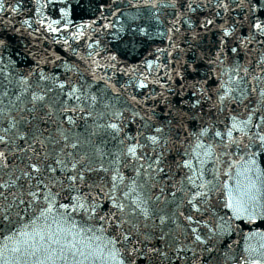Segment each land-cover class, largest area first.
Segmentation results:
<instances>
[{"label": "water", "instance_id": "1", "mask_svg": "<svg viewBox=\"0 0 264 264\" xmlns=\"http://www.w3.org/2000/svg\"><path fill=\"white\" fill-rule=\"evenodd\" d=\"M113 124L53 48L0 0V264H116L113 251L123 264H264V244L239 219ZM76 196L96 212L72 211Z\"/></svg>", "mask_w": 264, "mask_h": 264}, {"label": "snow or ice", "instance_id": "2", "mask_svg": "<svg viewBox=\"0 0 264 264\" xmlns=\"http://www.w3.org/2000/svg\"><path fill=\"white\" fill-rule=\"evenodd\" d=\"M173 6H174V3H173ZM189 7H191V5H189ZM209 23H211V22L209 21ZM255 27H256L257 29L261 30L262 32H264V27H262L261 24L257 23V24H255ZM225 35H228V33L225 32ZM233 51H235V49H234ZM62 87H63V86H62ZM141 87H144V85H141ZM262 94H264V93H262ZM33 99H34V100H35V99H43V97H36V96H33ZM111 127H112L113 129H117V126H116L115 124L111 125ZM157 131H159V129H157ZM218 135H219V133H218ZM150 139L152 140L153 143H156V142H157V138H156V137H151ZM0 143H6V141H5V139H4L3 136H0ZM128 153H129L130 155H132V156H135V155H136V148H135V147H129V148H128ZM3 157H4V153H3V152H0V159H2ZM156 163L159 164V163H160L159 160H157ZM184 166H185V167H190L191 165L188 164V163L186 162ZM73 167H75V166H73ZM36 171H39V169H36ZM160 171H163V169L161 168ZM72 179L75 180L76 177H73ZM80 179L82 180L83 177L81 176ZM120 179H121V181H122L123 178L121 177ZM113 180H114L113 188H115V187L117 186L116 183H115L116 177H114ZM132 191H135V189H132ZM33 195H35V194H33ZM126 195H127V194H126ZM195 198H196V197L194 196L193 199H195ZM45 199L48 200L49 197L46 196ZM72 199H73V201H74V204L71 206L72 211H76L77 209H82V210H84V211L87 212V211H89V209H90L91 212H93V213L96 212V207H95L94 205L89 206V205L87 204V197L84 198V202H81V198H80L79 196L72 197ZM110 199L113 201V207L118 208L119 211L123 212V210H124V205H123L122 203H117V202H116V197H115V196L110 197ZM190 203H191V201H190ZM52 207H53V205L50 204L49 207H48V211H49V212L52 211ZM61 207H63L66 211H67L68 208H69L68 205H61ZM137 207H141V205H140L139 203H137ZM142 211L144 212L145 215H147V209H146V208H142ZM100 219H104V217L101 216ZM189 219H191V218L189 217ZM161 222L163 223V221H161ZM125 239H127V237H125ZM196 240L199 241V240H200V237H199V236H196ZM53 242H54V243H59V240H55V239H54ZM13 251L18 252V251H20V249H19V248H16V249H13ZM157 251H159V250H157ZM34 254H35V253H33V255H34ZM81 255H83V253H81ZM110 258H111L113 261H115L116 264H123V261L119 259V252H118V251H113V252H111V253H110Z\"/></svg>", "mask_w": 264, "mask_h": 264}]
</instances>
